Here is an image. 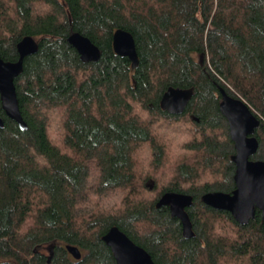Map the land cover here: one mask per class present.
Segmentation results:
<instances>
[{
	"label": "trees",
	"instance_id": "16d2710c",
	"mask_svg": "<svg viewBox=\"0 0 264 264\" xmlns=\"http://www.w3.org/2000/svg\"><path fill=\"white\" fill-rule=\"evenodd\" d=\"M118 28L135 38V68L114 50ZM74 32L98 61L81 60ZM27 35L39 49L15 84L28 129L0 95V264H116L112 226L156 264H264L261 210L241 224L202 200L236 188L221 88L260 119L251 159L264 160V0H0V57L16 61ZM171 86L194 88L182 113L161 107ZM169 191L193 196L195 236L157 206ZM67 244L86 254L71 259Z\"/></svg>",
	"mask_w": 264,
	"mask_h": 264
},
{
	"label": "water",
	"instance_id": "95a60500",
	"mask_svg": "<svg viewBox=\"0 0 264 264\" xmlns=\"http://www.w3.org/2000/svg\"><path fill=\"white\" fill-rule=\"evenodd\" d=\"M84 62L98 61L101 49L88 36L74 32L68 37ZM113 47L120 56H127L133 68L138 66L139 57L133 34L123 28H118L113 34ZM39 42L31 35L25 36L17 44L19 58L16 61L0 57V95L2 108L6 115L15 120L22 130L28 129L19 107L15 79L24 70V60L35 54ZM194 94V88L169 87L161 99V107L171 113H182ZM222 100L220 110L226 117L230 135L235 143L236 152L232 160L236 165L234 180L236 188L232 193L210 191L202 196L205 204L213 208L229 211L241 224L255 218L257 210H261L264 222V160L251 159L259 148V140L255 135L260 126V119L254 114L248 103L241 97L229 94L221 88ZM5 126V120L0 114V128ZM194 198L191 194L169 191L164 193L157 203L158 207L167 205L171 214L182 222L183 235L186 238L195 236L193 222L187 207L192 206ZM104 242L111 248L116 264H156L152 255L142 246L135 243L118 226H112L103 236ZM75 258H82V251L76 245L67 244Z\"/></svg>",
	"mask_w": 264,
	"mask_h": 264
},
{
	"label": "rangeland",
	"instance_id": "374dc122",
	"mask_svg": "<svg viewBox=\"0 0 264 264\" xmlns=\"http://www.w3.org/2000/svg\"><path fill=\"white\" fill-rule=\"evenodd\" d=\"M259 114V113H258ZM259 115H261V114H259ZM184 126V125H183ZM184 128H182L181 129V127H179V129H177V128H175V127H166V126H164V127H162V132L164 133V134H168V133H170V135L172 136V138H175V137H180L181 136V134H180V132H181V130H183ZM45 252H47L48 253V251L47 250H44ZM82 251H84V250H82ZM85 253H86V251H85Z\"/></svg>",
	"mask_w": 264,
	"mask_h": 264
},
{
	"label": "flooded vegetation",
	"instance_id": "af4514ba",
	"mask_svg": "<svg viewBox=\"0 0 264 264\" xmlns=\"http://www.w3.org/2000/svg\"><path fill=\"white\" fill-rule=\"evenodd\" d=\"M44 250H47L48 251V253L47 252H45ZM38 251H40V252H44V254L45 255H49L50 257H52L53 256V249L51 248V249H49V247L47 246V247H42V248H39V250ZM82 251V250H81ZM51 253V254H50ZM86 253H85V251H82V258L84 257V255H85ZM67 255L71 258V259H73V260H80V259H77V258H75L72 254H70V252L69 251H67ZM114 255V254H113ZM115 258V257H114ZM49 261H50V259H49ZM116 261V260H115Z\"/></svg>",
	"mask_w": 264,
	"mask_h": 264
},
{
	"label": "bare ground",
	"instance_id": "6f19581e",
	"mask_svg": "<svg viewBox=\"0 0 264 264\" xmlns=\"http://www.w3.org/2000/svg\"><path fill=\"white\" fill-rule=\"evenodd\" d=\"M71 254V253H70Z\"/></svg>",
	"mask_w": 264,
	"mask_h": 264
}]
</instances>
